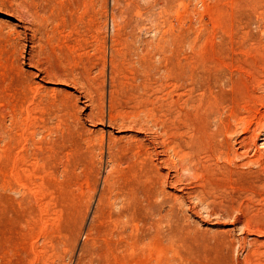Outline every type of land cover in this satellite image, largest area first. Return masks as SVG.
<instances>
[{
  "label": "rangeland",
  "instance_id": "1",
  "mask_svg": "<svg viewBox=\"0 0 264 264\" xmlns=\"http://www.w3.org/2000/svg\"><path fill=\"white\" fill-rule=\"evenodd\" d=\"M263 143L264 0H0V264H264Z\"/></svg>",
  "mask_w": 264,
  "mask_h": 264
},
{
  "label": "bare ground",
  "instance_id": "2",
  "mask_svg": "<svg viewBox=\"0 0 264 264\" xmlns=\"http://www.w3.org/2000/svg\"><path fill=\"white\" fill-rule=\"evenodd\" d=\"M118 16V15H117ZM114 22V17L111 19ZM117 24V22H116ZM100 26V25H99ZM94 27V26H93ZM99 28V27H98ZM101 31V30H100ZM99 31V32H100ZM35 32V31H34ZM94 32V31H93ZM101 33V32H100ZM36 35V34H35ZM50 35V34H49ZM54 36V35H53ZM51 37V36H50ZM104 37V35L102 36ZM50 41V40H49ZM78 42V41H77ZM81 45V44H80ZM65 46V45H64ZM96 46V45H95ZM99 47V41L97 42V48ZM253 47V46H252ZM60 48V47H59ZM69 48V47H68ZM255 48V47H254ZM252 49V48H251ZM72 50V49H70ZM62 51V50H61ZM95 53V52H94ZM105 54V53H104ZM211 59V58H210ZM107 61V60H106ZM113 62V61H112ZM99 63V62H98ZM200 69V68H199ZM214 70V69H213ZM211 72V71H210ZM216 73V72H215ZM212 75V74H211ZM219 76V75H218ZM254 78V77H253ZM234 79V78H233ZM220 81V80H219ZM254 81V80H253ZM248 83V82H247ZM230 85V84H229ZM206 88V87H205ZM210 88V87H209ZM228 88V87H227ZM238 89V88H237ZM190 90V89H189ZM197 93V92H196ZM251 94V93H250ZM203 96V95H202ZM206 98V97H205ZM204 98V99H205ZM209 98V97H208ZM235 99V98H234ZM199 100V99H198ZM223 100V99H222ZM197 102V100H195ZM240 101V100H239ZM189 103V102H188ZM241 103V102H240ZM192 104V103H191ZM197 104V103H196ZM193 105V104H192ZM191 105V106H192ZM222 105V102L220 99H207V100H201L197 104L196 107H198L199 115L195 117V119L191 123L190 127V135L188 138V141L185 140L183 143L184 146L180 144H175L176 147H172L173 151L175 152L176 155L180 156V159L182 164L188 169L191 164L194 162L196 163L199 161V157L201 156L202 153H204V149L209 150L211 153L214 154H223L225 147H222L221 145L224 143H228V135L232 133L233 130V121L230 119H226L225 116L223 115L224 113L221 111L220 107ZM194 107V106H193ZM188 109V108H187ZM192 108L191 111H194ZM223 109V108H222ZM189 110V109H188ZM228 110V109H227ZM197 110L195 109V112ZM197 111V112H198ZM233 111V110H232ZM190 112V111H189ZM196 112V113H197ZM234 112V111H233ZM232 112V113H233ZM191 113V112H190ZM194 113V112H193ZM195 113V114H196ZM235 114V113H234ZM178 115V114H177ZM188 115V114H187ZM230 115V114H229ZM190 116V115H188ZM196 116V115H195ZM228 116V115H227ZM232 117H235V115H231ZM237 116V114H236ZM176 117V116H175ZM230 117V116H229ZM183 118V117H182ZM185 117L184 119H186ZM238 118V117H237ZM235 119V118H234ZM183 120V119H182ZM187 120V119H186ZM238 120V119H237ZM240 121V120H239ZM250 122V121H249ZM215 125V127H214ZM248 125V124H247ZM261 125V124H260ZM189 127L188 125L185 124V127ZM184 127V126H183ZM213 127L215 129H213ZM263 127V126H262ZM235 128V127H234ZM249 128V127H248ZM187 130V129H186ZM189 131V130H188ZM234 131V130H233ZM184 132V131H183ZM188 133V132H187ZM257 133V132H256ZM182 135V134H181ZM227 135V136H226ZM171 136V135H170ZM187 136V135H186ZM226 136L224 141H220V137ZM184 137V136H183ZM180 138V137H179ZM181 139V138H180ZM184 140V139H183ZM244 140V139H243ZM169 141V140H167ZM166 142V141H165ZM172 142V141H171ZM179 142V141H178ZM223 144V145H224ZM229 144V143H228ZM232 144V143H231ZM264 144V143H263ZM144 145V144H143ZM248 145V144H247ZM168 146V144H167ZM240 147V146H239ZM264 148V147H263ZM227 149V147H226ZM245 149V148H244ZM204 150V151H203ZM173 152V153H174ZM227 155L225 157L229 159V161L234 160L236 157L237 152H235L233 149L230 147L225 151ZM234 155V156H231ZM220 158V157H219ZM205 159V158H204ZM207 159V158H206ZM261 159V158H260ZM252 160V159H251ZM264 159H262L263 161ZM236 161V160H235ZM253 161V160H252ZM257 161V160H256ZM254 162V161H253ZM259 162V161H257ZM177 164V163H176ZM261 164V161H260ZM202 165V164H201ZM183 166V167H184ZM204 166V165H203ZM198 167V166H197ZM205 167V166H204ZM183 169V168H182ZM191 169V168H190ZM194 170V168L192 167ZM261 169V168H260ZM236 170V169H235ZM196 171V170H195ZM220 171V170H219ZM255 172V171H254ZM254 175V174H253ZM260 175V174H259ZM249 178V177H248ZM176 184V183H175ZM263 185V183H262ZM261 185V186H262Z\"/></svg>",
  "mask_w": 264,
  "mask_h": 264
}]
</instances>
